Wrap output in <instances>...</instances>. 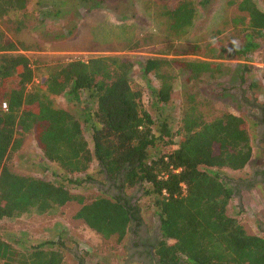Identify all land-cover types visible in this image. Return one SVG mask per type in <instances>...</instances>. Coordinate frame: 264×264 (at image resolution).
Instances as JSON below:
<instances>
[{
    "label": "trees",
    "instance_id": "16d2710c",
    "mask_svg": "<svg viewBox=\"0 0 264 264\" xmlns=\"http://www.w3.org/2000/svg\"><path fill=\"white\" fill-rule=\"evenodd\" d=\"M154 1L170 30L191 24L195 7L190 0ZM236 4L247 19L237 20L246 32V43L237 51L245 54L264 41V12L253 0ZM13 12L26 16L27 0H0V19ZM17 47L0 28V221L79 200L74 218L103 240L121 243L133 223H142L140 207L126 190L141 187L159 220L161 239L153 254L160 264L180 259L190 264H264V236L248 233L229 215L228 204L239 188L222 175L224 169L242 170L252 158L243 117L226 112L205 120L190 94L173 129L168 117L154 120L142 108V92L130 83L129 58L76 59L41 75L26 55L13 53ZM207 47L211 60L146 58L143 73H153L160 83L152 90L156 103H167L173 91L176 77L167 69L186 72V82L203 74L215 76L221 72L220 60L234 52L218 40ZM83 93L91 146L78 118L52 100L65 94L83 102ZM31 131L45 160L58 166L57 181L19 175L6 166L8 153ZM93 162L114 192L103 191L83 203L70 187L94 180L88 172ZM45 245L32 246L22 262L18 248L0 236V264H60V251Z\"/></svg>",
    "mask_w": 264,
    "mask_h": 264
},
{
    "label": "rangeland",
    "instance_id": "374dc122",
    "mask_svg": "<svg viewBox=\"0 0 264 264\" xmlns=\"http://www.w3.org/2000/svg\"><path fill=\"white\" fill-rule=\"evenodd\" d=\"M195 15L189 26L172 31L168 21L160 14L154 0H27L28 14L13 12L0 19V28L7 37L18 43L17 50L31 61L44 75L59 65L76 59L96 56H120L133 61L129 71L131 86L142 92L141 105L154 120L159 116L169 119L171 128L178 125L190 94L198 102V110L205 120H212L231 112L243 117L249 125L252 158L242 170H222L232 185L252 177V170L264 160V142L257 119L264 114V41L259 47L246 52L237 51L246 43L245 25L238 22L243 13L237 9L238 0H190ZM264 12V0H253ZM161 8V7H160ZM219 41L232 55L222 62L221 72L215 76L203 74L198 80L186 82V72L178 68L167 69L176 80L170 100L156 103L153 89L159 80L153 73L144 74L142 66L148 57H177L211 60L207 46ZM83 102L75 103L67 95L52 97L57 107L70 111L78 118L85 138L90 141L89 123ZM85 102V103H84ZM263 111V112H262ZM6 166L14 173L42 179L58 180V166L45 160L34 133H27L21 145L9 152ZM88 172L94 177L91 183L72 188V194L86 203L101 192H114L107 186L93 162ZM253 190H236L228 204V213L238 219L250 234L264 236V196L261 185L253 182ZM132 201L140 207L142 223L152 229L158 216L151 206L144 188L126 190ZM81 201L71 200L42 214L32 208L29 214L0 221V236L14 244L20 261L25 262L32 246L46 244L45 248L58 250L60 264H143L129 252V230L124 241L115 238L103 240L74 213ZM52 222L57 225L49 228Z\"/></svg>",
    "mask_w": 264,
    "mask_h": 264
},
{
    "label": "flooded vegetation",
    "instance_id": "af4514ba",
    "mask_svg": "<svg viewBox=\"0 0 264 264\" xmlns=\"http://www.w3.org/2000/svg\"><path fill=\"white\" fill-rule=\"evenodd\" d=\"M257 123L259 125V129H262L260 136L263 140L262 142H264V114L258 117ZM250 181L254 184L261 185L264 196V160L260 167L252 170V177L241 183L234 184L233 186H237V188H241L243 190H253L254 185H247V183H249ZM107 186H109L111 190H114L112 183H110L109 181H107ZM160 239L161 233L159 228V221L154 225V227H152V229H149L143 223L139 225L133 223L131 227L129 252L133 254V256L138 257V259L143 264H160L158 259L153 254V247L158 243ZM177 264L190 263L186 262L184 259H180Z\"/></svg>",
    "mask_w": 264,
    "mask_h": 264
},
{
    "label": "crops",
    "instance_id": "0c3cea01",
    "mask_svg": "<svg viewBox=\"0 0 264 264\" xmlns=\"http://www.w3.org/2000/svg\"><path fill=\"white\" fill-rule=\"evenodd\" d=\"M242 191H247V192H249V190H242ZM42 214H44V213H42ZM57 225V222H52V225L50 226L49 225V228L51 229L52 227H54V226H56Z\"/></svg>",
    "mask_w": 264,
    "mask_h": 264
},
{
    "label": "built area",
    "instance_id": "2783aa9c",
    "mask_svg": "<svg viewBox=\"0 0 264 264\" xmlns=\"http://www.w3.org/2000/svg\"><path fill=\"white\" fill-rule=\"evenodd\" d=\"M37 80H38V78L35 77V82H37ZM2 107H3V108H6V103H3V104H2ZM183 186H184V185H183Z\"/></svg>",
    "mask_w": 264,
    "mask_h": 264
}]
</instances>
